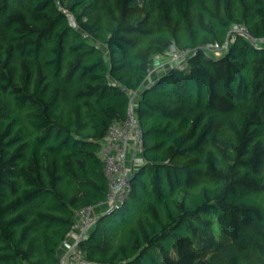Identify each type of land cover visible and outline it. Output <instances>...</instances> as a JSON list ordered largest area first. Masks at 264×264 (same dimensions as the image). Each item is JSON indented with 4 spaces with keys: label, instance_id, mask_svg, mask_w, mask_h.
Returning a JSON list of instances; mask_svg holds the SVG:
<instances>
[{
    "label": "trees",
    "instance_id": "1",
    "mask_svg": "<svg viewBox=\"0 0 264 264\" xmlns=\"http://www.w3.org/2000/svg\"><path fill=\"white\" fill-rule=\"evenodd\" d=\"M23 1L0 0V264H59L74 212L107 208L130 92L142 164L90 263L264 264V0ZM172 46L186 70L152 77Z\"/></svg>",
    "mask_w": 264,
    "mask_h": 264
},
{
    "label": "built area",
    "instance_id": "2",
    "mask_svg": "<svg viewBox=\"0 0 264 264\" xmlns=\"http://www.w3.org/2000/svg\"><path fill=\"white\" fill-rule=\"evenodd\" d=\"M242 34L246 30L238 29ZM227 45L213 44L206 48L212 53H221ZM176 67L185 71L188 54L178 52ZM157 58V57H156ZM130 104L126 118L116 120L109 127L101 141L99 156L104 164V175L108 181L109 191L106 198V211L118 207L124 200L135 169L142 164L141 152L143 147V135L135 110L137 107V92L129 93ZM131 155V165L128 157ZM96 223L92 208H83L74 212V221L70 227L61 247L63 252L59 256V264H91L85 251L81 248V242L85 240Z\"/></svg>",
    "mask_w": 264,
    "mask_h": 264
},
{
    "label": "rangeland",
    "instance_id": "3",
    "mask_svg": "<svg viewBox=\"0 0 264 264\" xmlns=\"http://www.w3.org/2000/svg\"><path fill=\"white\" fill-rule=\"evenodd\" d=\"M103 1H105V0H101L100 1L99 6L102 5ZM12 5H13L14 8L17 7L18 5L20 7H22V6L25 7V2L23 0H12ZM143 7H144L143 0H139L138 6L135 9V11H136L135 13L141 12L142 9H143ZM98 12H99V10H98ZM93 14H95V17L98 16L96 13H93ZM0 16H1V13H0ZM69 21H70V23H71V25L73 27H76L75 21H74V19L71 16H69ZM176 54H177V51L172 46L169 49V51L165 54V56L154 58V65H153L154 66V69L152 71V73H153L152 74L153 75L152 77L155 76L154 73H157V72L160 73L162 70L164 72V70L166 71V70L170 69L171 67L176 66L177 61H178V59L175 56ZM220 54L221 53H218V54L217 53L216 54L214 53L213 55L219 56ZM22 67H24V66H22ZM13 70L15 71V73L17 72V74H18V76H20V78H24L25 81H27V79H28V72L26 70V67L23 68V69H20V68L18 69V67H16V68L13 67ZM38 78H39V76H38ZM219 252H221V251H219ZM219 252L218 253L217 252H208L207 253V256H209L211 254L221 255V254H219Z\"/></svg>",
    "mask_w": 264,
    "mask_h": 264
},
{
    "label": "crops",
    "instance_id": "4",
    "mask_svg": "<svg viewBox=\"0 0 264 264\" xmlns=\"http://www.w3.org/2000/svg\"><path fill=\"white\" fill-rule=\"evenodd\" d=\"M165 71V70H164ZM161 73H163V70L159 73V72H157V73H154V75L156 76V75H160ZM154 76V77H155ZM128 163H129V165H131V163H132V161H131V155L128 157ZM106 208H104V210H105ZM103 210V211H104ZM103 211H101V212H103ZM101 212H98V213H94V217H96L97 215H99ZM63 252V249H62V247L60 246V248H59V251H58V256H60L61 255V253Z\"/></svg>",
    "mask_w": 264,
    "mask_h": 264
},
{
    "label": "water",
    "instance_id": "5",
    "mask_svg": "<svg viewBox=\"0 0 264 264\" xmlns=\"http://www.w3.org/2000/svg\"><path fill=\"white\" fill-rule=\"evenodd\" d=\"M130 180H131V179H130ZM110 211H111V209L107 210L106 213H108V212H110Z\"/></svg>",
    "mask_w": 264,
    "mask_h": 264
},
{
    "label": "clouds",
    "instance_id": "6",
    "mask_svg": "<svg viewBox=\"0 0 264 264\" xmlns=\"http://www.w3.org/2000/svg\"><path fill=\"white\" fill-rule=\"evenodd\" d=\"M96 220H97V218H96Z\"/></svg>",
    "mask_w": 264,
    "mask_h": 264
}]
</instances>
